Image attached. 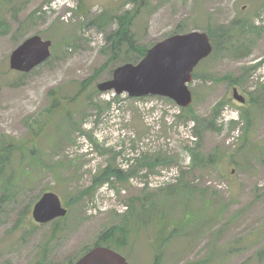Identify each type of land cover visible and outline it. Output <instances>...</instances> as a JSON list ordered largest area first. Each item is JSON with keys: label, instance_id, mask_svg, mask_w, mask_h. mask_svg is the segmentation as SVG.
I'll list each match as a JSON object with an SVG mask.
<instances>
[{"label": "rangeland", "instance_id": "1", "mask_svg": "<svg viewBox=\"0 0 264 264\" xmlns=\"http://www.w3.org/2000/svg\"><path fill=\"white\" fill-rule=\"evenodd\" d=\"M123 14L147 49L238 18L264 26V0H0V138L16 147L7 173L19 174L9 186L0 179V264H70L117 226L98 245L129 264H264V31L224 39L199 62L185 112L165 97L97 89L139 62L125 42L113 58ZM32 35L52 42L50 57L11 69ZM55 101L60 109L46 111ZM144 154L170 161L143 167ZM110 163L133 174L81 193ZM45 192L68 212L40 225L32 209Z\"/></svg>", "mask_w": 264, "mask_h": 264}, {"label": "water", "instance_id": "2", "mask_svg": "<svg viewBox=\"0 0 264 264\" xmlns=\"http://www.w3.org/2000/svg\"><path fill=\"white\" fill-rule=\"evenodd\" d=\"M51 41L32 35L24 39L10 54L9 66L20 72H29L46 61L51 54ZM212 52V44L205 32L191 31L170 35L147 49L136 64L117 66L108 80L97 84L101 92L127 93L130 97L157 95L171 99L180 107L192 102L188 83L197 64ZM233 97L241 103L244 98L233 89ZM67 213L59 196L45 192L32 209L33 220L47 223ZM73 264H129L125 257L104 246H94Z\"/></svg>", "mask_w": 264, "mask_h": 264}, {"label": "trees", "instance_id": "3", "mask_svg": "<svg viewBox=\"0 0 264 264\" xmlns=\"http://www.w3.org/2000/svg\"><path fill=\"white\" fill-rule=\"evenodd\" d=\"M136 13V11H135ZM118 19V29L114 33V38H113V43H112V52L114 57L116 58V54L120 52L121 49V42H125L126 45L128 46L127 51L128 52H133L135 50H138L139 56L137 57V61H139L146 53V48L143 46H136L132 38L130 37V18L126 15H120L117 17ZM108 20V18H107ZM244 20H241L240 18L235 19L233 21V25L227 26L224 30V27L221 28H216V27H211L209 28L208 34L210 36V40L214 45V49L212 51H216L217 45H219V49L221 48L222 44H224V39L228 42L232 37H235L237 39V42L239 40V37L242 35V33H250V31H253L255 33H261L264 31V26H254L252 24H249L248 22L245 24ZM249 24V25H247ZM234 27H238V31L235 32L234 36ZM136 61V62H137ZM195 74H193L194 76ZM56 103H53L54 107L53 108H46V111L52 113L54 111H57L60 109V105L57 101ZM183 111L185 112H191L190 107L184 109L182 108ZM68 116L70 114L68 113ZM246 123L248 122V119H245ZM74 123V122H73ZM247 125V124H246ZM194 134H191V138L193 137ZM242 138H246V131L244 134H242ZM20 148V147H18ZM243 146L241 145V147ZM16 149L14 143L12 141H9L6 143L4 140H1L0 138V179L2 182L6 185H12L14 182L13 180H16L14 178V174H18V170H14V172H9L7 173V169H10L11 167V159H12V154L13 150ZM189 152L191 153L192 157V163L196 164L201 161V157L197 155L196 150L193 149H188ZM22 158L24 159L25 154H21ZM163 158V159H162ZM216 159L214 158V155H209L207 157V161L214 162ZM170 160H168L167 157L164 156H156L155 158H151L149 155L144 154L142 158L139 160V165L143 167H155L156 165L160 163H168ZM7 173V174H6ZM133 174L132 170H123L119 167H117L114 164H107V166L103 167L102 169L98 170L97 173L94 174L92 183L88 189L81 193H86L87 191H91L95 188H97L99 185L102 183H105L107 181H126L131 175ZM13 175V176H12ZM63 217H59L56 220H61ZM119 228L117 226L116 228L112 227L111 229H108L104 233H102L96 243L98 245L101 241H106L107 239L111 238L113 233ZM113 229V232H112ZM125 240L121 238V241H119V246L123 244ZM84 254V253H83ZM259 257L264 256V250L260 251L257 253ZM74 262H71L70 264H73ZM195 264V263H194Z\"/></svg>", "mask_w": 264, "mask_h": 264}]
</instances>
